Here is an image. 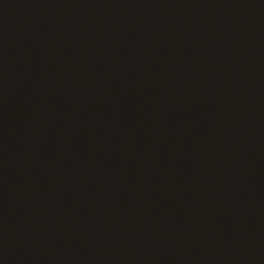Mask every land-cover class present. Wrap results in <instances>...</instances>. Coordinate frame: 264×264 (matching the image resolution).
<instances>
[{
  "label": "water",
  "instance_id": "obj_1",
  "mask_svg": "<svg viewBox=\"0 0 264 264\" xmlns=\"http://www.w3.org/2000/svg\"><path fill=\"white\" fill-rule=\"evenodd\" d=\"M0 264H264V0H0Z\"/></svg>",
  "mask_w": 264,
  "mask_h": 264
}]
</instances>
